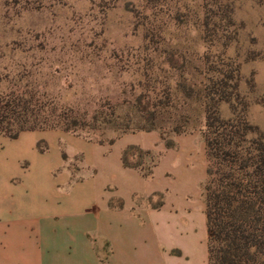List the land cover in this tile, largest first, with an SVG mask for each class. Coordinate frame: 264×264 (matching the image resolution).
<instances>
[{
    "label": "rangeland",
    "instance_id": "1",
    "mask_svg": "<svg viewBox=\"0 0 264 264\" xmlns=\"http://www.w3.org/2000/svg\"><path fill=\"white\" fill-rule=\"evenodd\" d=\"M226 72L238 76L240 98L233 96L232 105L220 103V117L232 118L233 106L235 115H244L264 132V0H0V89H34L60 107L86 112L88 118L110 105L115 124L128 126L126 134L145 132L139 129L153 123L161 140L198 136L201 143L205 88ZM182 86L191 90L190 97ZM143 116L152 119L146 122ZM120 134L111 127L98 128L89 134V142L53 131L38 140L46 149L40 153L45 167L63 162L72 179L86 182L77 192L78 215L90 217L94 208L108 202L110 192L103 185L111 167L106 158L116 148L108 154L105 144L96 141L109 144ZM35 150L23 155L33 162ZM9 151L19 150L14 146ZM159 159L152 153L133 162L140 161L147 171ZM164 170L186 188L193 187L169 158L155 179ZM155 204H161V196Z\"/></svg>",
    "mask_w": 264,
    "mask_h": 264
},
{
    "label": "crops",
    "instance_id": "2",
    "mask_svg": "<svg viewBox=\"0 0 264 264\" xmlns=\"http://www.w3.org/2000/svg\"><path fill=\"white\" fill-rule=\"evenodd\" d=\"M49 132H23L15 140L0 136V264H208L199 189L206 178L204 140L176 137V149H167L151 131L104 143L108 154L116 148L106 158L111 170L103 189L110 198L86 217L78 215L75 204L86 182L72 179L63 162L45 167L34 148ZM14 146L19 151L13 154L9 150ZM130 146L160 155L151 178L122 165V153ZM34 150L37 156L31 162L23 152ZM167 158L192 188L166 170L155 179ZM84 162L91 164L89 157ZM167 178L175 182L163 183Z\"/></svg>",
    "mask_w": 264,
    "mask_h": 264
},
{
    "label": "trees",
    "instance_id": "3",
    "mask_svg": "<svg viewBox=\"0 0 264 264\" xmlns=\"http://www.w3.org/2000/svg\"><path fill=\"white\" fill-rule=\"evenodd\" d=\"M153 0H144L150 4ZM230 25L232 20L226 17ZM210 18L204 20V32L209 33ZM2 83V81H1ZM232 83V84H230ZM231 85V86H230ZM232 89L228 93L225 89ZM238 76L233 72L210 79L205 88V125L202 132L206 158V178L202 186L205 203L208 264H264V132L251 125L244 115H235L224 120L217 107L220 103L231 104L232 98L239 100ZM182 92L190 97L191 90L182 86ZM108 105V104H107ZM243 109L246 108L242 104ZM144 112V111H143ZM114 109L101 107L88 118L86 112L72 107H60L52 98L37 90L19 85L0 89V136L15 140L23 132L60 131L93 141L89 134L98 128L111 127L125 135L128 126H118ZM147 122L152 116H143ZM139 131H158L150 123ZM179 134L178 129L174 130ZM167 149L174 144L165 141ZM104 144L102 140L96 141ZM110 141L109 144H112ZM37 144L40 153L45 148ZM151 152L130 146L121 157L122 165L140 170L143 177L151 178V168L143 171L140 161L151 156Z\"/></svg>",
    "mask_w": 264,
    "mask_h": 264
}]
</instances>
